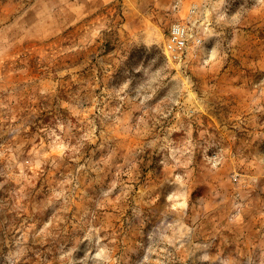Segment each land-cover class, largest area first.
<instances>
[{"label": "rangeland", "instance_id": "rangeland-1", "mask_svg": "<svg viewBox=\"0 0 264 264\" xmlns=\"http://www.w3.org/2000/svg\"><path fill=\"white\" fill-rule=\"evenodd\" d=\"M0 264H264V0H0Z\"/></svg>", "mask_w": 264, "mask_h": 264}, {"label": "built area", "instance_id": "built-area-1", "mask_svg": "<svg viewBox=\"0 0 264 264\" xmlns=\"http://www.w3.org/2000/svg\"><path fill=\"white\" fill-rule=\"evenodd\" d=\"M189 40V30L187 25L181 21L171 24L168 37L165 42V51L173 59H178L183 54Z\"/></svg>", "mask_w": 264, "mask_h": 264}]
</instances>
